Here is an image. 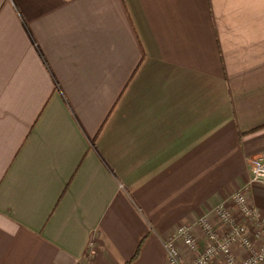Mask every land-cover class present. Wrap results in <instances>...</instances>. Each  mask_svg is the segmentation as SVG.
Wrapping results in <instances>:
<instances>
[{
    "label": "crops",
    "instance_id": "obj_1",
    "mask_svg": "<svg viewBox=\"0 0 264 264\" xmlns=\"http://www.w3.org/2000/svg\"><path fill=\"white\" fill-rule=\"evenodd\" d=\"M262 154L264 0H0V264H169Z\"/></svg>",
    "mask_w": 264,
    "mask_h": 264
},
{
    "label": "built area",
    "instance_id": "obj_2",
    "mask_svg": "<svg viewBox=\"0 0 264 264\" xmlns=\"http://www.w3.org/2000/svg\"><path fill=\"white\" fill-rule=\"evenodd\" d=\"M250 184L264 186V154L253 158L250 165L249 184L235 191L231 201L238 207L240 220L224 204L217 205L214 211L220 218L216 226L208 215L201 217L195 224H181L164 239L169 264H264V238L259 241L264 231V217L254 206L248 196ZM198 226L206 239L201 247L195 234ZM254 228L255 232H251ZM239 245L248 253L240 258L235 253ZM194 254L191 258L182 250Z\"/></svg>",
    "mask_w": 264,
    "mask_h": 264
}]
</instances>
